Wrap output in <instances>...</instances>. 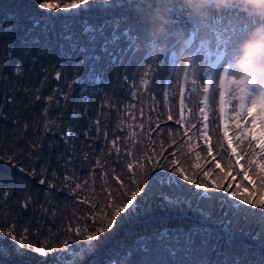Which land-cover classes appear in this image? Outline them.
Returning <instances> with one entry per match:
<instances>
[{
    "label": "trees",
    "instance_id": "trees-1",
    "mask_svg": "<svg viewBox=\"0 0 264 264\" xmlns=\"http://www.w3.org/2000/svg\"><path fill=\"white\" fill-rule=\"evenodd\" d=\"M42 2L58 6L41 9ZM77 2L79 7L66 11L64 5L74 0H0V245L5 248L0 258L8 257L7 264H62L72 258L69 250L78 251L89 242L83 239V228L91 232L100 226L92 214L100 207L110 212V199L126 200L125 194L139 186L143 191L136 198L137 213L112 234L103 233L108 239L81 264L112 259L120 263L126 251L131 254L127 264H150L147 257L151 264H250L264 239V210L211 188L213 181L231 184L229 191L257 200L250 197L249 184L221 144L214 125L216 109L210 131L213 161L200 115L186 114L183 126L176 124L180 114L173 79L166 102L165 75H155L154 81L142 76L146 66L138 51L139 17L132 10L113 11L102 0ZM180 16L183 29L195 27L186 15ZM33 20L40 23L34 25ZM245 25L243 14L232 10L213 15L207 31L216 43L217 34H231ZM65 26L79 40L77 50L62 39L68 34ZM85 26L94 31L84 32ZM124 33L138 37L135 48ZM114 34L120 39L105 52V41ZM90 35L97 38L94 52ZM144 79L148 85L141 83ZM236 142L244 153L247 141ZM247 155L245 170L258 179L255 165H248L252 156ZM173 159L178 163L173 165ZM177 168L209 185L213 199L177 175ZM170 174L178 184L153 180ZM262 187L259 182L260 197ZM164 197L191 201V208L182 204L170 209ZM225 197L247 211L230 208ZM21 239L24 255L18 257L15 248ZM138 241H144L139 248ZM38 248L47 253L45 258Z\"/></svg>",
    "mask_w": 264,
    "mask_h": 264
},
{
    "label": "clouds",
    "instance_id": "clouds-1",
    "mask_svg": "<svg viewBox=\"0 0 264 264\" xmlns=\"http://www.w3.org/2000/svg\"><path fill=\"white\" fill-rule=\"evenodd\" d=\"M129 5L139 17L138 51L145 66L154 70L165 63L170 77L180 86L197 84L196 77L214 55L207 31L212 16L238 10L246 25L223 45L227 62L219 80L228 78L264 92V0H129ZM180 15H186L195 25L198 36L178 25Z\"/></svg>",
    "mask_w": 264,
    "mask_h": 264
},
{
    "label": "snow or ice",
    "instance_id": "snow-or-ice-1",
    "mask_svg": "<svg viewBox=\"0 0 264 264\" xmlns=\"http://www.w3.org/2000/svg\"><path fill=\"white\" fill-rule=\"evenodd\" d=\"M75 2L77 0H74V4H65V8H70L75 5ZM105 7L112 9L113 11L116 10H125L126 12H130L131 8L129 5V0H102ZM58 5L50 3V2H42L39 4V8L41 9H52L54 7H57ZM40 21L33 20L34 25H38ZM177 23H183L182 16L177 17ZM94 30L90 27L85 26L84 32L86 33H92ZM65 32L68 34L63 35L62 39L68 42V47L71 50H77V46L79 44L78 39H74V34L70 32V30L65 26ZM236 30L232 29L231 34H227L222 36L221 34H217V50L214 52V55L209 56V71L205 73L207 83L203 86V92L205 94L204 100H203V107L200 108V112L203 114V120L207 121L209 119L208 112L206 111L208 107V100H209V93H210V85L213 80L212 71L215 70L217 65H220L221 62H227L226 61V47L223 45L226 43V40L231 38L233 34H235ZM225 33H227V29L225 30ZM124 36L127 37L128 41L131 43V46L133 48L136 47V44L139 43L138 37H133L130 33H124ZM96 36L90 35L89 36V42L93 45L92 49L90 51L94 52V44L96 42ZM120 39L119 36H116L115 34L112 37L111 41L106 40L104 45V51L108 52V44H115L116 41ZM83 51L84 49H80ZM214 56V60L212 57ZM96 60H99V57H93ZM139 63V62H138ZM135 75V73H133ZM59 78V74L57 76ZM143 85H148V80L144 79L141 81ZM221 84V91L219 93L220 97V106L219 111L221 113V119L222 123L224 125V131L223 136L224 139L228 142V148L231 150V153L233 156H237V148L233 146V140L229 137V124L231 121H235V127L237 129H241L242 134L237 136V140L241 144H243L245 141L248 142V146L250 149H253L251 152V156L253 158H250L248 160V165L251 167L253 164L255 165L257 169V175L260 178V183L264 185V163H261L259 160L254 159V157H260L261 159H264V92H259L258 94H251L250 89L247 88L245 85L237 83L231 79L225 78L220 82ZM196 84H194L195 86ZM226 85H232L235 86L236 94L233 95L231 91L226 87ZM197 88L194 87L192 91H196ZM134 95V93H133ZM235 99L238 101V108L235 112V115L232 114V112L229 110V105L232 103V100ZM167 102V100H166ZM180 119L176 120V124H179L183 126L185 116H184V108H185V86H180ZM250 116L251 117V128L248 127H242L240 121L245 117ZM173 117L171 114L168 115V120H172ZM192 127H195V125H192ZM203 128L205 129L203 135L205 139L208 138L207 128L208 124L204 123ZM115 144V142H113ZM254 145L258 146L259 151H255ZM208 154H212V148L211 146L208 147ZM197 158H199V153L196 154ZM215 159V157H213ZM173 165L177 164L178 161L173 159L171 161ZM237 164H239V158L237 159ZM129 171L133 169V164L129 163L127 165ZM140 168H143V165H139ZM195 167L199 168L200 166L197 164ZM216 167H220V164L217 163ZM241 171H243V165H240ZM23 171V170H22ZM176 174L182 177L184 181H187L190 184H194L196 188L202 189L203 193L201 195L205 196L208 199H213V197L208 196L209 193V185L204 183H197L195 179H190L188 175H186L182 168H177ZM209 172L205 171L204 176H208ZM244 180H248L251 182V177L248 175L247 172H244L243 176ZM154 181H159V183L164 184L167 182L169 185L178 184V181L176 180L175 176L168 175L167 177L164 176H156L153 177ZM40 184H44V179H40ZM133 184H136V180H132ZM52 185H49L51 187ZM79 187V185H77ZM121 187H123V184H121ZM232 187L231 184H228L227 187H225L222 183H216L215 181L212 182L211 188L215 191L219 192L221 189H223L224 192L228 193L229 196H232L235 198L236 201L241 202L243 205H251L252 208H260L264 210V200H252L249 198H245L242 195H239L236 191H229V189ZM239 187V184H237V188ZM256 185L253 184V188H255ZM143 191L142 188L137 186L135 190L131 191L130 195L127 193V199L121 200L118 203L112 202V200H109V203L106 205L108 209L111 211H105L104 207H100L98 212L92 214V220L94 223L100 222V226L95 227V229L91 232H89L88 227L85 226L83 228V231L86 233L83 237L85 241H89V244L86 246L87 251H95L100 248L101 244L104 243L108 239L107 236H102L103 233L108 231L110 234L111 230L113 228H119L123 225V223L130 219L133 215L137 213V209L140 206V201H137V196ZM225 202L228 204L230 208H235L239 211H247L246 209H241L239 204H233L231 201H227V198H223ZM164 200L167 202L166 206L170 209H174L179 207L180 205H186L188 208H191V201L188 200H182L181 198L177 197L176 199H169L168 197H164ZM96 206L93 205V208ZM196 211H200L201 215L207 217L209 214L204 212L202 209L197 208ZM122 213H126V215H121ZM262 220H264V212H261ZM119 218V219H118ZM106 225V227H105ZM204 232H207V229L202 230ZM228 228H225V232H228ZM81 229L79 227L76 228V234L80 235ZM7 235L11 237L13 241L17 240V237L12 234V232H8ZM163 235V234H162ZM211 233H209V236ZM264 235V231H262V234ZM188 240L191 242L192 236L191 234L188 235ZM253 239H258V237H253ZM0 240H2V237H0ZM93 241H96V243H92ZM229 244L232 243V237L231 234H229V239L227 241ZM65 244H67V241H65ZM141 244H144V241H138L137 247ZM23 240L20 241V247L15 248L16 255L18 257H23L24 253L20 251V248H23ZM15 247V246H13ZM29 248H31V245H29ZM84 250V249H82ZM147 250L145 245V251ZM36 251H39L41 255H47L46 252H44L42 249H36ZM52 249H49V252H51ZM5 252V248L3 245H0V254ZM8 257L0 258V264H7ZM92 264H95V261L92 262ZM207 264V262H205ZM239 264V262H237ZM250 264H264V239H260L259 242V255L253 257V261L250 262Z\"/></svg>",
    "mask_w": 264,
    "mask_h": 264
},
{
    "label": "rangeland",
    "instance_id": "rangeland-1",
    "mask_svg": "<svg viewBox=\"0 0 264 264\" xmlns=\"http://www.w3.org/2000/svg\"><path fill=\"white\" fill-rule=\"evenodd\" d=\"M79 3L78 2H75V5L73 7H70V8H67V9H64L66 11H69L71 9H76L77 7H79ZM214 49H217L216 46L213 45V48L212 50ZM209 61V58L207 60V63ZM206 67H207V64L205 65V69H204V72H203V75H198L196 77V79L198 80L199 77H202V79L205 76V73H206ZM166 73H169L168 72V68L166 67L165 63H161L159 66H157L154 70L150 67H146L144 72H143V77L145 78H148L150 81L151 80H155L153 79L155 75H158V76H161L163 77L164 74ZM169 78V74L166 76L165 78V82H167ZM152 81V82H153ZM201 82V81H199ZM175 88L177 90V96H176V100L178 101V96L180 94V85H177L175 84ZM198 85L199 83H197L195 86L192 85L190 82H187L184 84L185 86V95L187 97V107L184 108V113L185 114H188V115H200L201 116V112H200V99H201V90L198 88ZM196 87L197 90L194 92L192 91V89ZM226 87L229 89L230 88V85H226ZM164 88H165V91L167 89V84H164ZM251 94L255 95V94H258V90L256 89H250L249 90ZM170 96H171V89H170ZM179 108H180V105H179ZM209 123L212 124V119L210 118L209 120ZM249 194L251 195L250 197L251 198H256L257 200L260 199V200H263L264 196L260 197V193L258 192H255V191H252V192H249ZM261 194L263 195L264 194V190H262ZM132 218V217H131ZM115 228H113L111 231L114 232ZM110 236V235H109ZM96 243V242H95ZM89 244V242L86 243V245L84 247H81L80 250L78 251H71L69 250L72 258L71 259H64L62 261V264H74L77 262V264H81V262L83 260H86L87 257H88V254L92 251H87L86 250V246ZM84 249V250H82ZM130 251H126V255L122 256L121 258H119L120 260V263L117 262V260H110L108 261L106 264H127V263H130V260H131V254L128 253ZM46 255H42V258H45ZM147 259L149 260L150 264H151V257H147Z\"/></svg>",
    "mask_w": 264,
    "mask_h": 264
}]
</instances>
